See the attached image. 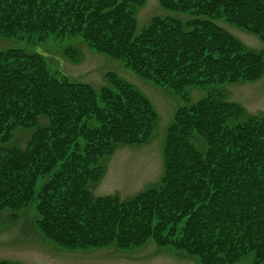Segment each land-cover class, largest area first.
Masks as SVG:
<instances>
[{
  "label": "trees",
  "instance_id": "16d2710c",
  "mask_svg": "<svg viewBox=\"0 0 264 264\" xmlns=\"http://www.w3.org/2000/svg\"><path fill=\"white\" fill-rule=\"evenodd\" d=\"M145 3L0 0V36L78 38L183 101L166 129L158 183L125 199L95 196L89 186L101 180L116 145L153 137L154 104L115 71L104 73L107 85L97 91L57 77L40 53L0 48V211L15 219L34 203L37 229L65 249L121 250L152 240L200 264H235L251 253L248 264H264V115L247 113L221 89L262 77L264 52L217 23L264 42V0H158L189 18L156 15L136 31ZM61 50L72 61L80 56L72 44ZM193 86L206 95L192 101ZM19 128L34 131L24 147L9 145Z\"/></svg>",
  "mask_w": 264,
  "mask_h": 264
},
{
  "label": "rangeland",
  "instance_id": "374dc122",
  "mask_svg": "<svg viewBox=\"0 0 264 264\" xmlns=\"http://www.w3.org/2000/svg\"><path fill=\"white\" fill-rule=\"evenodd\" d=\"M175 16L186 20L188 14L171 12L160 7L158 0H146L137 12V28L141 30L153 16ZM217 23L228 33L236 37L248 49L264 52V42L255 34L220 20ZM75 45L80 53L77 61L62 55V47ZM21 47L30 52L42 54L49 70L57 77L89 83L95 90L107 85L106 71H115L133 83L154 104L159 122L153 137L143 145L118 144L115 151L105 162V172L101 180L90 184L89 189L95 196L117 194L125 199L137 192L158 183L163 171L162 143L166 129L175 109L183 104L178 95L142 79L129 69L121 60L111 58L89 48L80 39H56L49 36L44 42H32L24 39L0 36V48ZM221 89L230 101L243 105L251 115H264V75L255 81L223 84ZM207 93L200 87L188 88L192 101ZM47 121L45 116L38 118V125ZM34 128L15 131L9 145L24 147ZM197 142V141H196ZM202 149V141L197 142ZM38 180L36 190L40 186ZM11 210L0 211V264H200L195 257L169 247H160L152 240L140 247L116 249L75 248L65 249L47 240L37 229V213L34 203L21 211L15 219L10 218ZM253 254L244 257L235 264H248Z\"/></svg>",
  "mask_w": 264,
  "mask_h": 264
}]
</instances>
